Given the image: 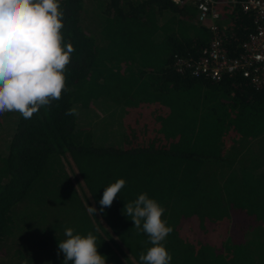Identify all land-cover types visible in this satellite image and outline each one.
Segmentation results:
<instances>
[{"label":"trees","instance_id":"1","mask_svg":"<svg viewBox=\"0 0 264 264\" xmlns=\"http://www.w3.org/2000/svg\"><path fill=\"white\" fill-rule=\"evenodd\" d=\"M215 1L227 20L224 45L235 56L254 30L253 17L229 0ZM59 4L63 43L75 49L61 98L31 119L0 115L12 116L0 153V257L8 264H63L58 244L71 227L97 237L106 264H129L122 246L141 264L151 244L123 209L147 193L173 228L162 242L170 264H264V238H245L264 224V86L239 75L213 81L177 70V56L196 58L211 37L192 3ZM99 99L123 107L122 147L96 145L78 125L80 112ZM69 109L76 114L66 115ZM65 157L96 213L87 212L91 205L79 197ZM121 178L125 186L101 212L104 188ZM102 223L121 247L101 232Z\"/></svg>","mask_w":264,"mask_h":264},{"label":"clouds","instance_id":"2","mask_svg":"<svg viewBox=\"0 0 264 264\" xmlns=\"http://www.w3.org/2000/svg\"><path fill=\"white\" fill-rule=\"evenodd\" d=\"M63 12L59 0H0V115L19 113L31 119L42 107L51 106L65 90V70L75 51L63 43ZM75 109L66 115H75ZM124 179L104 188L99 200L100 211L111 207ZM87 212L94 214L95 207ZM165 209L147 193H141L124 206L123 213L138 231H143L151 244L139 256L141 264H170L171 255L162 243L173 231L162 219ZM65 239L58 244L64 254L63 264H106L97 251V237L74 234L69 227ZM58 252V254H59Z\"/></svg>","mask_w":264,"mask_h":264},{"label":"built area","instance_id":"3","mask_svg":"<svg viewBox=\"0 0 264 264\" xmlns=\"http://www.w3.org/2000/svg\"><path fill=\"white\" fill-rule=\"evenodd\" d=\"M194 4L196 20L208 27L211 34L208 44L196 58L176 57L179 72L187 71L192 76L219 81L225 76L239 75L255 88L264 86V0H229L244 13L253 17L254 30L240 44L235 56L228 54L224 45V17L216 8L215 0H173Z\"/></svg>","mask_w":264,"mask_h":264},{"label":"rangeland","instance_id":"4","mask_svg":"<svg viewBox=\"0 0 264 264\" xmlns=\"http://www.w3.org/2000/svg\"><path fill=\"white\" fill-rule=\"evenodd\" d=\"M138 1V0H136ZM13 113V112H11ZM123 107L107 99H99L95 101L88 109H84L80 112L78 117L79 127L90 130L94 144L100 146H116L122 147L124 145L125 138V126L126 117L123 115ZM8 119L0 121V153H4L7 148L8 139H10L12 128L10 124V114ZM63 164L67 174L73 182L76 191L85 203H90L92 207L93 203L90 198V194L87 191L82 179L78 175L74 164L70 158H63ZM89 204H87L88 207ZM101 232L105 236H110L109 240L116 244L118 247L119 241L114 235L111 234L110 230L102 223ZM246 240H254L264 238V224L255 229L245 232ZM108 239V238H107ZM117 249V247H116ZM122 260L129 264H137L134 259L128 254L125 248L122 246L120 249ZM0 264H8L4 258L0 257Z\"/></svg>","mask_w":264,"mask_h":264},{"label":"crops","instance_id":"5","mask_svg":"<svg viewBox=\"0 0 264 264\" xmlns=\"http://www.w3.org/2000/svg\"><path fill=\"white\" fill-rule=\"evenodd\" d=\"M224 15V14H223ZM222 24L224 25V26H226L227 25V20L226 19H223L222 20Z\"/></svg>","mask_w":264,"mask_h":264}]
</instances>
